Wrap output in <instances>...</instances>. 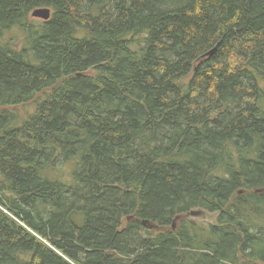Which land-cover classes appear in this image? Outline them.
<instances>
[{"label": "trees", "instance_id": "trees-1", "mask_svg": "<svg viewBox=\"0 0 264 264\" xmlns=\"http://www.w3.org/2000/svg\"><path fill=\"white\" fill-rule=\"evenodd\" d=\"M0 264H264V0H0Z\"/></svg>", "mask_w": 264, "mask_h": 264}, {"label": "rangeland", "instance_id": "rangeland-1", "mask_svg": "<svg viewBox=\"0 0 264 264\" xmlns=\"http://www.w3.org/2000/svg\"><path fill=\"white\" fill-rule=\"evenodd\" d=\"M58 171L59 172H52L51 173L52 179L62 178L64 180H68V179H70V177L74 171V168L72 165L71 166H63V167H60V169ZM217 216L218 215L215 213H208L206 211H200V212L196 213V215L193 216V218H194V220L202 222V223L216 224Z\"/></svg>", "mask_w": 264, "mask_h": 264}, {"label": "water", "instance_id": "water-1", "mask_svg": "<svg viewBox=\"0 0 264 264\" xmlns=\"http://www.w3.org/2000/svg\"><path fill=\"white\" fill-rule=\"evenodd\" d=\"M51 16H52V11H51V9H49V8H41V9H37V10H35L33 13H32V17L33 18H35V19H41V20H43V21H49L50 19H51ZM218 49V47H216V48H214V49H212L210 52H208L205 56H204V60L206 61V60H209V59H211L213 56H215L216 55V53H217V50ZM203 63V62H202ZM201 63V64H202ZM196 213H198V212H192V216H195L196 215Z\"/></svg>", "mask_w": 264, "mask_h": 264}]
</instances>
